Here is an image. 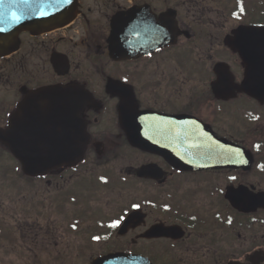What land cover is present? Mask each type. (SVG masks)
<instances>
[{
  "label": "flooded vegetation",
  "instance_id": "af4514ba",
  "mask_svg": "<svg viewBox=\"0 0 264 264\" xmlns=\"http://www.w3.org/2000/svg\"><path fill=\"white\" fill-rule=\"evenodd\" d=\"M262 3L78 0L69 27L21 34L14 53L0 59V129L27 93L59 85L89 102L81 113L88 145L76 166L43 178L25 175L0 148V230L6 231L0 235L13 230V242L5 241L9 254L63 263L68 240L142 241L159 224V264H261L258 236L245 233L244 216L229 208L224 194L229 186L264 191V170L245 177L242 170L206 169L193 160L218 157L223 143L264 138V101L229 89L226 78L229 69L234 87L242 77L228 38L240 26H264ZM66 101L63 95L47 104ZM121 111L140 126V112L152 128L162 124L161 134L175 140L176 166L133 149ZM151 165L159 167V183L137 177ZM146 190L159 194V206L119 236L112 224L133 208L146 211Z\"/></svg>",
  "mask_w": 264,
  "mask_h": 264
},
{
  "label": "water",
  "instance_id": "95a60500",
  "mask_svg": "<svg viewBox=\"0 0 264 264\" xmlns=\"http://www.w3.org/2000/svg\"><path fill=\"white\" fill-rule=\"evenodd\" d=\"M72 2V3H71ZM75 0H30L23 4L17 0L12 7L19 17L23 19L13 20L8 11L7 2L0 5V54H6L12 46L13 38L21 30L41 31L52 29L68 23L73 17V3ZM39 8V11H37ZM43 13V14H41ZM259 39L257 48L259 55L248 62V81L250 87H264V32H255L254 38ZM94 264H143L139 259L128 258L123 255H113L99 259Z\"/></svg>",
  "mask_w": 264,
  "mask_h": 264
},
{
  "label": "snow or ice",
  "instance_id": "6c2138e0",
  "mask_svg": "<svg viewBox=\"0 0 264 264\" xmlns=\"http://www.w3.org/2000/svg\"><path fill=\"white\" fill-rule=\"evenodd\" d=\"M5 2L8 3L9 5V9L8 11L10 12L11 14V17L13 20H17L19 19V16L17 15V12L16 11H12V7L15 6L17 4V0H0V5H3L5 4ZM20 3H23V4H28L30 3V0H19ZM37 11H39V8H37ZM43 14V13H41ZM3 29H0V31H2ZM118 223V222H117ZM113 226H116L115 224Z\"/></svg>",
  "mask_w": 264,
  "mask_h": 264
},
{
  "label": "rangeland",
  "instance_id": "374dc122",
  "mask_svg": "<svg viewBox=\"0 0 264 264\" xmlns=\"http://www.w3.org/2000/svg\"><path fill=\"white\" fill-rule=\"evenodd\" d=\"M149 249H150V247L147 248V251H148ZM154 250H155V248H154L152 251L154 252ZM12 253H13V252H12ZM88 259H89V257H85V258H84V262L86 263Z\"/></svg>",
  "mask_w": 264,
  "mask_h": 264
}]
</instances>
